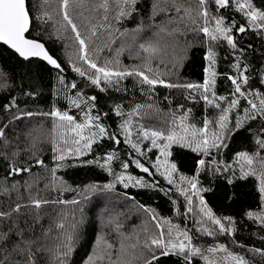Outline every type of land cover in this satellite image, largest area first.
<instances>
[{
  "label": "trees",
  "instance_id": "trees-1",
  "mask_svg": "<svg viewBox=\"0 0 264 264\" xmlns=\"http://www.w3.org/2000/svg\"><path fill=\"white\" fill-rule=\"evenodd\" d=\"M103 2L69 0V15L81 36L86 38L93 60L100 65L106 60H119L121 67L139 65L147 56L140 45L158 44L159 51L153 54L151 63L154 70L162 73V79L181 85L203 83L204 70L208 66L205 60L208 49L206 38L203 33L192 30L196 25L190 19H180L184 16L183 8L189 6L192 16L196 15L198 0H179L183 4L180 12L173 6V0H137L135 11L118 19L115 0H108L107 11L99 6ZM252 2L255 8L264 9V0ZM26 4L31 15L27 37L41 42L63 70H55L37 59L23 61L0 45V131L3 132L0 136V234L3 236L0 238V264H91L104 245L107 250L108 245H112L110 255L115 260L121 242L125 245V252L121 254L124 261L144 264V260L151 256L144 245L159 232L153 215L162 223L171 221L189 230L196 237L193 241L196 246L207 248L220 243L233 255L243 257L248 264H264V255L253 251L264 250V225L247 215L249 212H264L260 181L255 175L242 177V162L236 163L239 153L264 156V149L256 143L264 120H249L240 130L229 134L226 147L219 151L213 149L210 156L175 143L170 147L168 161L176 165L173 175L176 182L188 189V195H192L193 190L186 182H181L180 177L195 178L197 187L202 189L199 198L204 200L213 215L220 219L231 218L233 222L231 235H202L196 231L198 226L194 223L202 218L199 198L193 196L196 211L189 212L185 196L152 167L159 153L154 148L147 152V147H151L150 141L140 143L141 151L146 152L143 156L129 145H117L107 138L102 143L93 144L86 154L75 156L67 153V149L76 147L71 143L72 134H67L68 143L64 144L60 135L66 129L60 127L55 130V137L68 158L58 164L53 159L51 141L54 135L52 129L60 122L43 113L68 111L78 122H82L80 109L70 107L68 101L69 96L80 90L85 97H96L92 114H99L100 122L108 132L116 133L123 141L120 125L135 105L145 107L139 117L133 118V127H143L150 122L157 129L162 121L167 126L171 122V128L174 114L178 118L191 109L186 123L202 128L203 121L207 119L210 122L209 135L219 131L216 121L221 114L220 109L206 105L195 90L158 85L149 91L148 86L140 85L136 77H127L119 85H104L105 91H101L73 71V66L88 69L78 59L79 44L63 20L62 0H47V3L44 0H26ZM209 10L215 15H222L226 24H247L243 15L234 8L216 11L215 5H209ZM93 30L97 33L95 36L91 34ZM234 39L237 44L235 51L226 41L213 44L217 72L214 92L228 100L233 97L227 75L236 74L232 65L237 57L242 66H248L247 75L252 89L264 91V83H261L264 31L248 28L243 34L236 33ZM181 57L183 59L173 68ZM72 83H76L77 89L67 87ZM222 104L227 107V102ZM241 104L247 107L246 101L242 100ZM115 105H120L123 117L115 114ZM151 114L154 115L152 119ZM228 115L229 122H234L237 115H244L243 107L238 106ZM41 125L43 133L36 131ZM176 131L181 130L177 127ZM132 138H136L135 131ZM112 151L119 159L111 162L109 172L96 161ZM37 159L43 164L36 163ZM135 159L149 167L153 175L136 168ZM200 159L206 161L203 167L197 163ZM121 161H133L126 172L121 167ZM100 162L103 163L102 160ZM228 165L232 167L225 171ZM13 167H27L29 171L17 174L13 172ZM252 167L257 171L260 169L256 161ZM52 169H55V174ZM113 173L141 178L150 186L130 184L126 188ZM106 185L112 187L109 189ZM73 200L79 203L74 204ZM34 201H40V207H36ZM105 202L112 203L108 211ZM103 212L114 217L106 227L100 218ZM224 222L227 223V220ZM163 227L167 231L168 225L163 224ZM137 241L138 246L132 248L131 245L137 244ZM205 255L210 254L205 252ZM103 257L96 264H109L108 256ZM192 259L193 264H204L199 257ZM153 264L184 262L177 255H168L159 256Z\"/></svg>",
  "mask_w": 264,
  "mask_h": 264
},
{
  "label": "snow or ice",
  "instance_id": "snow-or-ice-1",
  "mask_svg": "<svg viewBox=\"0 0 264 264\" xmlns=\"http://www.w3.org/2000/svg\"><path fill=\"white\" fill-rule=\"evenodd\" d=\"M44 2L47 3V0H44ZM115 2L118 8V19L122 16L131 15L132 11H135L137 0H115ZM209 5H215L216 11L225 8L231 10L234 8L235 11L243 15L247 24H235L234 22L226 24L222 15H215L209 10ZM99 6L107 11L109 7L108 0H104ZM173 6L176 8L177 12H180L183 8V4L180 3L179 0H173ZM61 7L63 9V20L66 22V25L71 28L74 39L79 44L78 59L82 61L84 65H87L88 70H91L88 71L82 67L73 66V71L78 73L79 76L89 80L92 85L96 86L101 91H105L104 85H119L120 81L127 77H136L138 78L137 82L140 85H147L149 91L155 89L158 85L167 88L183 87L188 90H195L206 105L220 109L221 114L216 121L219 131H214L211 135L208 133L210 122L207 119L203 121L202 128H197L195 125L186 123L191 109L187 110V112L183 113L178 118L174 114L173 126L167 131L148 127H138L133 130V118L139 117L141 115V109L145 107V105H135L133 110L128 113L127 118L124 119L123 123L120 125V132L124 136L123 141H121L119 135L108 132L107 128L100 122L101 116L99 114H92L96 97H85L80 90H77L73 96L68 97V101L70 107L80 109L83 117L82 122H78L77 118L69 114L68 111L53 110L43 113L44 116H49L55 121L60 122L55 124L52 129L54 134L51 141L52 150L54 152L53 159L59 164V162L68 158L65 150L59 147V142L55 137V130L60 127L66 129V132L60 135V140H62L64 144L68 143V139L66 138L67 134H72L71 143L76 147L75 149H67V153L75 156L86 154L88 150L92 149L93 144L102 143L105 138L117 145L125 143L136 153L143 156L146 155V152L141 151L140 143L142 141H150L151 147H147V152H151L152 149L155 148L159 150L160 154L157 156L155 162L152 163V167L156 169L157 173L164 177L168 184L174 185L180 194L185 196L188 211H196L193 207V196L199 198V192L202 191V189L197 187L198 182L195 178L188 179L181 176L180 181L186 182L193 190L192 195H188V189L176 182L173 178V174L176 172V165L168 161V157L171 155L169 149L175 143L181 147H188L198 154L203 153L205 156H210L213 149L219 151L221 148L226 147L227 144L225 142L229 134L240 130L249 120H264V91L256 92L252 89L249 84L250 77L247 75L248 66H242L239 57L236 58V63L232 65L236 74L227 75V80L230 81L232 85L231 95L233 98L228 100L224 96L216 95L214 92L217 77V72L214 68L216 64V53L213 48V44L226 41L235 51L237 49V44L234 39L236 33L243 34L248 28L264 31V9L255 8L252 0H198L195 16H192V9L190 6L183 8L184 16H181L180 19L182 21L185 17L190 19L191 23L196 25L192 30L203 33V36L206 38L208 49L205 60L208 61V66L204 70L206 75L202 84L187 83L181 85L165 81L161 78L159 71L154 70L151 60L152 54L159 51L158 44L149 43L147 45H140L141 50L149 54L142 58V64L121 67L119 60H106L103 65L98 64L92 59V54L88 49L86 38L81 36L77 25L69 15V0H62ZM201 21H203V23H201ZM30 24L31 15L26 0H0V44L6 45L9 49L14 50V52L24 60L33 57L40 58L46 60L47 63L53 67L63 70L61 65L48 54L41 43L26 38L25 34L29 31ZM91 34L95 36L97 33L93 30ZM95 51L99 52L100 49H96ZM182 59L183 57L179 58L177 62L173 64V68H175ZM61 83H63V80H61ZM261 83H264V72L261 74ZM245 86H247V88ZM67 87L70 89H77L76 83H72ZM117 90L119 89L117 88ZM209 93H211V96ZM242 100L246 101L247 107L241 104ZM222 102H227V107H224ZM238 106L243 107L244 115H237L234 122L230 123L228 114ZM114 110L117 116H124L120 105H115ZM26 115L31 116L32 113H27ZM177 119L179 121L178 124ZM177 127L181 130L180 132L176 131ZM36 131L43 133V125L39 126ZM134 131L136 136L135 140L132 138ZM2 135L3 132L0 131V136ZM256 143L261 149H264V126H262L261 135L257 136ZM161 156L164 158L163 160L160 159ZM115 159H119V157L115 151H112L99 158L96 163L100 167L111 172L110 165ZM101 160L103 163L100 162ZM254 161L259 163V171L252 167ZM132 162L133 161H121V167L125 172ZM213 162H216L214 158ZM36 163L43 164V161L37 159ZM87 163H92V161H87ZM134 163L136 168L140 169L141 172L153 175L149 167L145 166L141 160L135 159ZM197 163L199 166L203 167L206 161L200 159ZM236 163H241L242 177H247L249 175L257 176L260 181L259 191L261 193V198L264 200V156L239 153L236 157ZM245 165L247 166V170L245 169ZM231 167V165H228L224 170L227 171ZM161 168H163V171H161ZM217 170H219V167ZM21 171H29V169L27 167L23 169L13 167V172L18 174ZM52 172L55 174V169H52ZM113 175H115V178L119 182L124 183L126 188L129 187L130 184L139 187L150 186L145 180L131 175H125L123 173H113ZM125 181H127V183H125ZM229 182L231 183V181ZM105 187L110 189L112 185H106ZM40 203V201H34L36 207H40ZM72 203L78 204L79 201L73 200ZM199 205L201 206L199 212L202 217H206L211 225L215 227H209L204 224L203 219H198L194 221L198 226L196 228L197 232L207 236L231 235L233 233L234 226L231 218L220 219L215 217L202 198H199ZM247 215L249 218H254L264 225V212H249ZM153 220L156 221L155 226L159 229V232L150 237V242H146L144 245L151 253V256L144 260V264H153L159 256L168 255H177L181 257L184 264H193V257H199L204 261V264H229V262L232 261H234L235 264H248L243 257L233 255L223 244L215 243L213 246L207 248L196 246L193 243L194 239H196L195 235L190 233L186 228H182L180 225H174L171 221H164L162 223L157 220L154 215ZM225 220H227V223L224 222ZM163 224L168 225L167 231H165ZM60 227H63V225H60ZM216 229H218V231ZM0 238H3L2 234H0ZM68 239L70 240V237ZM137 246L138 241L137 244L131 245L132 248H136ZM111 247L112 245H108L109 249ZM157 250L159 251L157 252ZM253 251H258L261 255H264V250ZM124 252L125 245L121 242V247L117 253L116 259L114 260L111 255H108L109 264H131L130 261H124L122 259L121 254ZM205 252L210 255H205ZM217 253H223L225 255L217 256ZM96 259L102 260L104 257L97 256Z\"/></svg>",
  "mask_w": 264,
  "mask_h": 264
},
{
  "label": "rangeland",
  "instance_id": "rangeland-1",
  "mask_svg": "<svg viewBox=\"0 0 264 264\" xmlns=\"http://www.w3.org/2000/svg\"><path fill=\"white\" fill-rule=\"evenodd\" d=\"M148 55H149V54L147 53V56H148ZM153 59H154V55L152 54V60H153ZM152 60H151V61H152ZM159 73L162 75V73H161L160 71H159ZM152 117H154L153 114H151V119H152ZM146 118H149V116H147ZM165 123H166V119H165ZM170 123H171V122H170ZM170 123H169L168 126H167L166 124H164V123L161 121V127H160V128H157V129H158V130H161V131H167V130L169 129V125H170ZM143 127L153 128V125L150 124V122H147V123L145 124V126H143ZM135 128H138V127H133V130H134ZM154 149H155V148H154ZM155 151H156L157 153H159V150H158V149H155ZM159 155H160V154H159ZM160 159L163 160L164 158L161 156ZM161 171H163V168H161ZM173 175H174V174H173ZM104 206H105L106 210L108 211L109 208L111 209V207H112V203L105 202ZM117 215H121V214H117ZM117 217H118V216H117ZM100 218H101V222H102L103 226L106 227V226H108V225L110 224L111 220H112L114 217H112L111 215H110V216H107L106 213L103 212V213L101 214ZM201 219L204 220V224H205V225H207V226H211L210 222H207L208 220H206V217H202ZM110 253H111V249H108V250H107V246L104 245V246H103V249L101 250V252H100V254H99V256H103V255L108 256V255H110ZM99 261H100V260L96 259V260H94V262H92L91 264H96V263L99 262Z\"/></svg>",
  "mask_w": 264,
  "mask_h": 264
},
{
  "label": "water",
  "instance_id": "water-1",
  "mask_svg": "<svg viewBox=\"0 0 264 264\" xmlns=\"http://www.w3.org/2000/svg\"><path fill=\"white\" fill-rule=\"evenodd\" d=\"M30 26H31V24H30ZM29 30H30V28H29ZM29 32V31H28ZM28 32L25 34L26 35V38H28L27 37V34H28ZM28 39H30V38H28ZM33 40V39H32ZM35 41H37V40H35ZM37 42H39V41H37ZM39 43H41V42H39ZM42 44V43H41ZM0 45H2V44H0ZM43 45V44H42ZM3 46H5L7 49H9L6 45H3ZM44 46V45H43ZM45 48V47H44ZM10 51H12L13 53H15L14 52V50H12V49H9ZM46 50V49H45ZM47 51V50H46ZM20 59H22L23 61H27V60H24L23 58H21L17 53H15ZM49 54V53H48ZM30 59H37V60H40V61H42V62H44L45 64H47V65H49V66H51L53 69H55V70H57L58 68H55V67H53L52 65H50V64H48L47 63V61L46 60H43V59H40V58H36V57H33V58H30ZM30 59H28V60H30Z\"/></svg>",
  "mask_w": 264,
  "mask_h": 264
}]
</instances>
